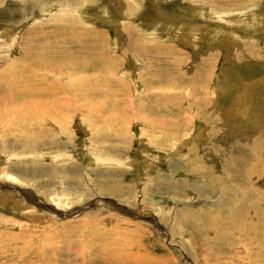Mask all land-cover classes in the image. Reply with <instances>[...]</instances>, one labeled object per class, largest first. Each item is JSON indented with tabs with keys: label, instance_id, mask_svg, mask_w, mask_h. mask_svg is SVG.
<instances>
[{
	"label": "rangeland",
	"instance_id": "374dc122",
	"mask_svg": "<svg viewBox=\"0 0 264 264\" xmlns=\"http://www.w3.org/2000/svg\"><path fill=\"white\" fill-rule=\"evenodd\" d=\"M263 243L264 0H0V264Z\"/></svg>",
	"mask_w": 264,
	"mask_h": 264
},
{
	"label": "bare ground",
	"instance_id": "6f19581e",
	"mask_svg": "<svg viewBox=\"0 0 264 264\" xmlns=\"http://www.w3.org/2000/svg\"><path fill=\"white\" fill-rule=\"evenodd\" d=\"M73 64V63H72ZM112 66V65H111ZM80 68V67H79ZM79 68H77V69H79ZM47 70V69H46ZM68 72V71H67ZM66 75V74H65ZM80 77V76H79ZM20 82V81H19ZM47 82V81H46ZM69 83V82H68ZM10 86V85H9ZM15 88V87H14ZM52 88V87H51ZM12 90H13V88H12ZM46 90V89H45ZM39 90L35 87H29L28 88V95L29 96H33V95H37L36 93L38 92ZM12 92V91H11ZM24 92H26V89L24 90ZM20 93H23V92H20ZM39 94V93H38ZM41 94V93H40ZM12 95V94H11ZM2 96V95H1ZM11 97V96H10ZM16 98V97H15ZM228 222H230V221H228ZM235 224V223H234ZM252 225V224H251ZM241 226V225H240ZM250 226V225H249ZM254 226V225H253ZM253 226L251 227V228H253ZM242 227V226H241ZM255 227V226H254ZM246 230V229H245ZM249 229H247V231H248ZM255 230V229H254ZM250 231V230H249ZM245 232V231H244ZM246 234V233H245ZM251 234V233H250ZM255 234V233H254ZM254 236V235H253ZM250 237H251V235H250ZM242 241V240H241ZM255 241H257V240H255ZM261 241V240H260ZM263 241V240H262ZM258 242H259V240H258ZM261 243V242H260ZM264 244V243H263ZM244 245V244H243ZM254 246V245H253ZM246 247V246H245ZM257 247V246H256ZM247 248V247H246Z\"/></svg>",
	"mask_w": 264,
	"mask_h": 264
}]
</instances>
